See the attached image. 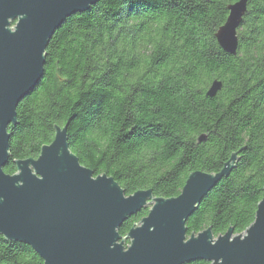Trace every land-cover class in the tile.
I'll return each instance as SVG.
<instances>
[{"label": "trees", "instance_id": "16d2710c", "mask_svg": "<svg viewBox=\"0 0 264 264\" xmlns=\"http://www.w3.org/2000/svg\"><path fill=\"white\" fill-rule=\"evenodd\" d=\"M236 1L98 0L66 18L47 43L40 80L16 107L3 171L36 158L54 126L66 125L70 150L94 176H112L126 195L151 189L168 198L191 172H218L242 148L185 227L187 236L208 227L214 237L244 232L264 186V0H248L231 55L214 34ZM214 79L222 88L210 98ZM148 208L128 216L119 234ZM0 264L43 261L0 235Z\"/></svg>", "mask_w": 264, "mask_h": 264}, {"label": "water", "instance_id": "95a60500", "mask_svg": "<svg viewBox=\"0 0 264 264\" xmlns=\"http://www.w3.org/2000/svg\"><path fill=\"white\" fill-rule=\"evenodd\" d=\"M97 1L0 0V235L29 245L43 264H264V186L244 232L234 234L230 227L214 237L208 227L186 235L188 216L229 175L242 148L218 172H191L180 193L168 198L153 196L151 189L126 195L112 176H94L70 150L66 125L54 126L52 141L36 158L14 160L15 172L3 171L10 156L8 129L17 123L18 103L42 76L51 35ZM247 2L229 4L214 34L227 54L236 53ZM221 88L214 79L205 95L212 98ZM146 206L147 214L119 234L123 221Z\"/></svg>", "mask_w": 264, "mask_h": 264}, {"label": "flooded vegetation", "instance_id": "af4514ba", "mask_svg": "<svg viewBox=\"0 0 264 264\" xmlns=\"http://www.w3.org/2000/svg\"><path fill=\"white\" fill-rule=\"evenodd\" d=\"M9 130V129H8Z\"/></svg>", "mask_w": 264, "mask_h": 264}]
</instances>
